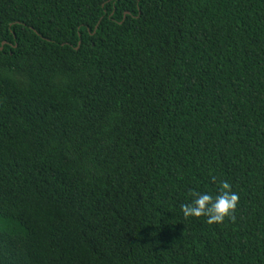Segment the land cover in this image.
<instances>
[{
	"label": "trees",
	"instance_id": "1",
	"mask_svg": "<svg viewBox=\"0 0 264 264\" xmlns=\"http://www.w3.org/2000/svg\"><path fill=\"white\" fill-rule=\"evenodd\" d=\"M0 264H264V0H0Z\"/></svg>",
	"mask_w": 264,
	"mask_h": 264
},
{
	"label": "clouds",
	"instance_id": "2",
	"mask_svg": "<svg viewBox=\"0 0 264 264\" xmlns=\"http://www.w3.org/2000/svg\"><path fill=\"white\" fill-rule=\"evenodd\" d=\"M190 201L181 205L185 219L205 217L207 224L223 223L231 218L239 204V194L233 191L227 180L219 183L217 192L200 191L195 188L189 191Z\"/></svg>",
	"mask_w": 264,
	"mask_h": 264
}]
</instances>
